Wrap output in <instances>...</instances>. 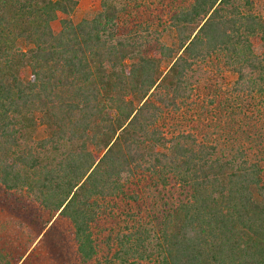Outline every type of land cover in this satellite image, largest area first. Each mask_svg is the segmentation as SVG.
I'll list each match as a JSON object with an SVG mask.
<instances>
[{
	"label": "trees",
	"instance_id": "1",
	"mask_svg": "<svg viewBox=\"0 0 264 264\" xmlns=\"http://www.w3.org/2000/svg\"><path fill=\"white\" fill-rule=\"evenodd\" d=\"M79 2L0 0V264H264V132L218 112L264 104V5ZM212 60L235 94L197 110Z\"/></svg>",
	"mask_w": 264,
	"mask_h": 264
},
{
	"label": "rangeland",
	"instance_id": "2",
	"mask_svg": "<svg viewBox=\"0 0 264 264\" xmlns=\"http://www.w3.org/2000/svg\"><path fill=\"white\" fill-rule=\"evenodd\" d=\"M254 1L258 4L262 3L264 5V0H254ZM99 2L100 0H80L78 6L75 8L74 12L72 13V19L75 22H78L83 17H86L89 14L93 13L99 7ZM158 6H161V4L160 5L158 4ZM158 31L162 33L161 37L163 43L167 45H174V46L177 45L176 33L171 27H167V29L164 31L161 26H158ZM195 70H197V72L194 71L192 79L194 80L193 81L194 84H197L198 86L200 85V88L195 89L192 92L193 98L199 95V97L195 98L196 104H192V106H195L197 110H201L200 109V107L202 106L201 98H205L206 101L207 98H209L207 94L217 93L219 95H222V98L224 97L228 98L229 96L231 97V94L233 97V95L235 94L233 91V87L235 84V76L230 71V68L227 65H225L223 61L212 60L211 63L199 62L196 64ZM194 78L197 79L199 82H195ZM232 91L233 93H231ZM233 98L235 100L234 102L230 101V103H226L225 105L226 106L225 108L228 110V115L223 114L225 112L224 110H218V112L220 114L222 113L221 115L224 116V122L222 123V125L230 126L232 125V123H234V121H239L242 125L245 126V128L250 130L248 134L253 135V133L257 132L258 130H263L264 132V104H262L261 97H257L252 100L250 99L246 101L243 100L244 97L242 98L241 96H239V100L236 99V96H234ZM223 101L225 100L223 99ZM206 104L207 103H204L203 105L205 106ZM231 105L233 107H229ZM208 106L210 107V110L213 108L211 104ZM183 112H185V110H183ZM189 114L191 115L194 114L192 109L191 111H189ZM179 115H177L176 118H178ZM208 118L211 119L210 114H208ZM182 120L183 119L181 118V121ZM174 122L175 121L170 123L174 124ZM217 123H219V120H216V117L214 118V121H212V123L211 121H209L208 124H211V126L207 127L208 130L206 132L208 133V136L210 135L214 136V138L218 140L221 138V135H219L218 133L213 135V129L217 126ZM246 138L244 139V141L246 140ZM254 150H255L254 152H256L257 155L253 156L251 153L252 158L259 159L263 161L264 164V159H263L264 145L260 147H255ZM5 219H6L5 214L0 212V222L5 221ZM43 244L44 246H42L41 248L39 247L37 251H34V253H37L36 256L40 257L39 260L47 257L46 247H48V244L45 243L44 240H43ZM15 246L18 247L17 243ZM26 257H31L30 251L26 252L23 256V259L20 261V263L18 262L17 264H25L24 259ZM33 257L34 256H32V259Z\"/></svg>",
	"mask_w": 264,
	"mask_h": 264
}]
</instances>
